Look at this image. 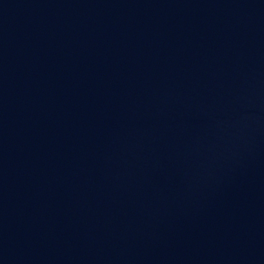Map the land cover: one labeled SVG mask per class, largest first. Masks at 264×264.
<instances>
[{"label":"water","instance_id":"1","mask_svg":"<svg viewBox=\"0 0 264 264\" xmlns=\"http://www.w3.org/2000/svg\"><path fill=\"white\" fill-rule=\"evenodd\" d=\"M264 96V0H0V110Z\"/></svg>","mask_w":264,"mask_h":264}]
</instances>
